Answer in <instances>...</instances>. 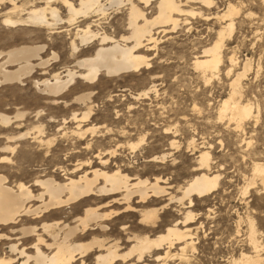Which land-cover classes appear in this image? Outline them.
Masks as SVG:
<instances>
[{
  "label": "rangeland",
  "instance_id": "1",
  "mask_svg": "<svg viewBox=\"0 0 264 264\" xmlns=\"http://www.w3.org/2000/svg\"><path fill=\"white\" fill-rule=\"evenodd\" d=\"M71 1L77 6L80 4V0ZM182 1L183 8L193 10L194 14L179 16L175 28L168 24L155 28L156 44L152 50L144 51L149 57L147 66L116 75L101 73L92 81L75 78L64 91L52 97L37 90L34 81L51 78L55 72L62 75L66 67L82 71L75 61L93 54L99 45L98 40H94L72 51L71 42L77 25L96 20L92 25L95 31H105L116 39L128 36V2L123 0L121 4L111 6L106 3L104 14L95 9L88 17L79 15L78 22L70 24L66 21L69 14L63 1L49 0V5L58 10L62 23L58 21L47 26L24 21L11 26L5 22L7 18L26 19L31 8L46 7L47 0H15V4L21 6L16 10H13L12 0H0V50L24 44H45L40 56L50 60L47 68H35L22 83L0 82V114L10 117L6 126L0 121V156L6 155L12 160L7 179L19 177L27 182L46 172H53L63 179L58 165L69 163L67 159L72 150L67 149L78 141L70 133L68 138L61 133L72 131L78 123L83 129L92 126L95 129L85 136L90 148H78L71 163L90 157L93 164H98L94 154L102 151V157L114 160L110 163L113 167L117 162L130 174L166 176L175 186L169 189L174 194H179L177 186L182 185L191 176L194 166L200 163L201 152L208 151L209 169L220 175L216 189L203 197L193 196L194 203L190 207L182 208L172 202L166 209L158 211L157 229L174 223L187 210L193 214L192 221L187 223L193 245L187 248L185 257H170L165 264H233L242 254L255 255L249 236L250 220L254 222L256 240L262 245L258 250L264 259V184L257 178L254 186H248L254 178V163L264 161V0H214L210 8ZM157 2L150 1V6L137 3L152 16L157 13ZM230 2L238 7L239 13L234 17L233 31L223 38L220 70L206 82L194 62L204 48L218 39L219 31L228 23L221 16ZM231 57H234L233 62ZM247 58L251 59V68L241 80L242 101L251 102L254 111L246 130L234 131L227 120L219 119V109L223 99L230 94L234 72L242 71ZM230 68H233V74H228ZM145 91L148 93L144 96ZM88 93L89 99L77 100ZM89 108H92L90 116L79 121ZM74 114L77 119L73 118ZM40 122L44 135L56 138L50 145L40 148L32 139H24L14 144L13 150H2V146L9 143L3 135L4 130L14 134L29 131L33 135L34 126ZM165 127L169 128V133H164ZM140 138H143L140 146L132 149L129 143ZM172 140L176 143L171 147ZM112 150H115V157L109 154ZM164 152L169 154L163 162L148 161L151 155ZM159 205L160 201H156L152 206ZM130 214L112 215L107 220L112 228L109 239H119V244L123 241L121 252L131 246L130 242L124 241L121 224L126 223L135 232L140 230L138 216ZM74 215L72 205L63 207L60 221L71 222ZM149 235L153 237L154 233ZM3 251H8L7 245H0V254ZM163 251L152 249V253H146L144 258L151 262ZM92 254L82 257L86 264H93ZM82 259L79 258L76 264ZM132 262H136V254L118 261L119 264Z\"/></svg>",
  "mask_w": 264,
  "mask_h": 264
},
{
  "label": "bare ground",
  "instance_id": "2",
  "mask_svg": "<svg viewBox=\"0 0 264 264\" xmlns=\"http://www.w3.org/2000/svg\"><path fill=\"white\" fill-rule=\"evenodd\" d=\"M12 1L14 2L13 10L21 7L15 4V0ZM48 1L46 7L31 8L26 19L13 20L9 17L5 22L11 26L24 21L47 26L61 22L62 18L58 10L51 7ZM62 1L69 14L66 21L74 24L78 22L76 20L79 15L86 18L95 9H97L95 12L104 14L107 9L106 3L111 6L121 4L123 0H107L105 3L101 0H80L79 6L71 0ZM126 1L129 5L127 24L129 35L116 39L105 31L102 33L95 31L92 25L96 24L94 23L96 20L86 22L82 26L77 25L71 42L72 51H77L79 46H84L94 40H98L99 45L97 44L93 54L75 61L74 64L82 71L66 67L62 75L61 72H55L51 78L34 81L37 90L47 96L55 97L64 91L75 78L92 81L101 73L116 75L122 72L137 71L148 65L149 57L144 51L152 50L156 44L155 28L167 24L175 28L178 25L179 16L194 14L193 10L183 8L182 0H157V13L152 16H148L144 8L138 5L141 3L150 6L152 0H136L138 3L135 0ZM189 2L200 3L206 8L214 5V0H187V3ZM238 13V7L230 2L221 16L228 23L219 31L218 39L204 48L201 55L195 59V67L206 82L210 81L220 70L219 66L223 59L221 51L223 38L227 32L233 31L234 17ZM44 47L45 44H24L6 51L0 50V82H21L35 68L44 69L50 61L49 58L40 56ZM53 57L56 55L54 54ZM231 61H234V57H231ZM8 66H14V68L10 69ZM250 68L251 59L247 58L242 71L234 72L230 82V94L223 99L220 105L219 119L227 120L228 126L233 127L234 131H245L247 122L253 116L252 103L242 101L241 80ZM232 70L233 68H230L228 74H231ZM147 93L145 91L142 94L145 96ZM86 99H89V93L77 97L79 101ZM90 109L92 108H89L79 121L90 116ZM257 112L259 115V107ZM18 116H23V114H18ZM73 118H76L75 114ZM0 121L6 126L10 123V117L0 114ZM94 129V126L83 129L78 123L72 131L66 132L65 130L61 133L63 137L67 136L66 138L70 133L78 141L77 144L70 145L67 149L72 150L67 159L69 163L58 165V170L63 173V179L57 178L52 174L53 172H46L36 175L33 180L27 182L18 179L19 177L9 181L7 174L12 168L9 166L12 160L6 155L0 156V164H6L0 165V245H7L8 250L0 254V264H76L79 258L82 259L92 253L94 254L93 264H119L118 261H124L132 254H136V262L128 264H165L170 257L183 258L186 256L187 248L193 245L190 228L187 226L193 218L191 210L185 211L183 217L164 228L159 227L160 229L156 228L158 211L166 209L172 202H177L182 208L190 207L194 203L193 196L203 197L216 189L220 175L211 173V168L209 169L210 153L202 151L200 156L198 155L200 163L194 166L191 176L182 185L177 186L179 194H174L169 189L175 186L167 181L166 176L142 177L140 173L130 174L128 171L125 172L126 168L122 169L121 164L117 162L113 163V167L110 163L114 160L102 157V151L94 154L98 164H93L90 157L83 160L77 159L75 163H71L74 154L79 152L78 148L80 150L90 148V143L85 141V136L87 132L94 131ZM6 130L2 133L6 135L9 143L4 144L2 150H13L14 144L24 139H32L40 148L50 145L56 139L44 135L41 122L34 126L33 135H30L29 131L14 134ZM163 131L165 134L169 133V128L165 127ZM142 140L143 138H140L129 145L132 149L136 148L140 146ZM175 143L172 140L171 147ZM250 144L251 141L248 142V145ZM109 154L115 157V150L110 151ZM168 154L164 152L151 155L148 161L163 162ZM253 171L254 178L248 186H254L257 178L264 184V161L255 162ZM185 200L188 202L186 203ZM156 201H160V205L152 206ZM68 205H72L76 215L73 216L71 222H61L63 207H68ZM123 213L138 216L137 225L140 229L135 232L134 229L127 227L126 223L121 224V230L125 236L124 241L131 243L125 252L120 251L123 241L119 244V239H109L112 228L107 222L110 216L123 215ZM250 221L249 236L256 254H242L240 259L233 261V264H264V259L258 250L262 245L256 240L254 222ZM151 232L154 233L153 237L149 235ZM152 249H163L164 251L156 254L154 260L148 262L144 255ZM79 264L86 263L82 259Z\"/></svg>",
  "mask_w": 264,
  "mask_h": 264
}]
</instances>
